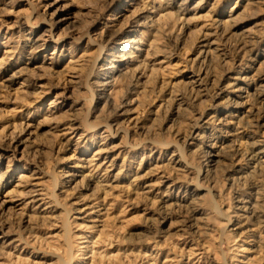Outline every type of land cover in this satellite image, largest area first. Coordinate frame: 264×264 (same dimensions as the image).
Segmentation results:
<instances>
[{"label":"rangeland","instance_id":"374dc122","mask_svg":"<svg viewBox=\"0 0 264 264\" xmlns=\"http://www.w3.org/2000/svg\"><path fill=\"white\" fill-rule=\"evenodd\" d=\"M260 149L264 0H0V264H264Z\"/></svg>","mask_w":264,"mask_h":264},{"label":"bare ground","instance_id":"6f19581e","mask_svg":"<svg viewBox=\"0 0 264 264\" xmlns=\"http://www.w3.org/2000/svg\"><path fill=\"white\" fill-rule=\"evenodd\" d=\"M64 19L65 18H60L58 21L61 22ZM211 142L212 141H210V144L208 146L209 149H211V151H209L207 153V158L209 159L208 163L210 164V166L215 167V163H217L218 154L216 152L217 149L215 148L214 143H211ZM257 144H255V145H257ZM247 160L249 161L247 164V168L244 171H241L239 173L240 175L236 179L239 181L242 179H246V178L253 179V180H256L257 183L260 182L261 186H264V149H260L256 152H254V154L250 155ZM23 171H26V169L24 168ZM24 178L25 177L21 176L19 178V180L24 179ZM245 182H247V181H245ZM261 200L262 199L260 197H258L257 194H253L250 197H244L240 201L238 200L243 219H245L246 221H249V222L252 220L255 223H261V217L264 214L263 208L261 209L260 208L261 206L259 205Z\"/></svg>","mask_w":264,"mask_h":264}]
</instances>
